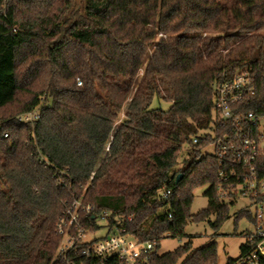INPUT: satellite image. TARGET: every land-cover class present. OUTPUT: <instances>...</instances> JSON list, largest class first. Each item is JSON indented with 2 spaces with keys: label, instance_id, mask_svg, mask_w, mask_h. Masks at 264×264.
Here are the masks:
<instances>
[{
  "label": "trees",
  "instance_id": "16d2710c",
  "mask_svg": "<svg viewBox=\"0 0 264 264\" xmlns=\"http://www.w3.org/2000/svg\"><path fill=\"white\" fill-rule=\"evenodd\" d=\"M263 43L264 0H0V264H58L72 198L156 241L154 264H216L214 242L157 250L184 237L195 189L215 201L217 160L192 144L213 123L212 85L249 69L236 110L264 113Z\"/></svg>",
  "mask_w": 264,
  "mask_h": 264
},
{
  "label": "built area",
  "instance_id": "2783aa9c",
  "mask_svg": "<svg viewBox=\"0 0 264 264\" xmlns=\"http://www.w3.org/2000/svg\"><path fill=\"white\" fill-rule=\"evenodd\" d=\"M212 90L213 123L194 136L192 144L207 140L200 157L217 160L214 202L224 206L243 201L237 202L239 211L250 215L251 227L239 255L224 264H264V113L236 110L254 95V78L249 69L242 68L230 79L213 84ZM38 117L36 109L18 115L16 121L32 125ZM38 155V162L47 166V160ZM159 196L167 199L170 191L162 189ZM54 230L59 236L54 255L58 264H154L156 241L137 240L119 216L97 210L80 198L61 204Z\"/></svg>",
  "mask_w": 264,
  "mask_h": 264
},
{
  "label": "rangeland",
  "instance_id": "374dc122",
  "mask_svg": "<svg viewBox=\"0 0 264 264\" xmlns=\"http://www.w3.org/2000/svg\"><path fill=\"white\" fill-rule=\"evenodd\" d=\"M261 53L264 57V43L261 47ZM170 103H166L160 99H154L152 108H161L166 110ZM126 104L124 105V109ZM20 115V114H18ZM16 115V117L18 116ZM123 115H120L122 118ZM114 126V129H116ZM188 146L184 145L176 160V168L179 169L183 162L186 160V154L188 153ZM207 189V186H202L194 190L193 201L190 206L189 213H192V219L190 223L184 227V237L181 239H173L164 237L159 242V248L157 253L159 255L171 252L178 246L183 245L185 242L190 241L192 249L203 247L209 243L214 242L216 245L217 262L216 264H224L227 259H234L239 255V248L244 243L246 233L251 229L249 220L242 217L238 220H234V214L236 213L237 207L232 208L229 211L228 217L225 218L219 215V218L209 216L210 221H197L195 217L199 214L203 215L207 210V202L203 193ZM243 203L238 200L236 203ZM189 215V214H188ZM217 222V226L212 228L211 223ZM210 224V225H209Z\"/></svg>",
  "mask_w": 264,
  "mask_h": 264
},
{
  "label": "crops",
  "instance_id": "0c3cea01",
  "mask_svg": "<svg viewBox=\"0 0 264 264\" xmlns=\"http://www.w3.org/2000/svg\"><path fill=\"white\" fill-rule=\"evenodd\" d=\"M206 202H207V210L205 211V213L203 215H200L199 216V214H200L199 213L194 218L195 219V222H197V221H203V220L209 222L210 221L209 216H212V217H215V218L217 217V219H218L219 218V215H220V216H223V217L227 218L228 217V214H229V211L232 208L237 207L238 209H236V212H238L239 211V207H240V205L237 204V203H227L224 206H220V203H217V202H214V201L211 202L209 200V198H206ZM192 215H193L192 213H189V215L187 217V220H186L185 226L187 225V223H190V219L193 218ZM217 225H218L217 222L211 223L212 228H215Z\"/></svg>",
  "mask_w": 264,
  "mask_h": 264
}]
</instances>
